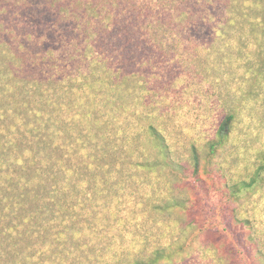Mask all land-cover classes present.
Wrapping results in <instances>:
<instances>
[{
	"label": "rangeland",
	"instance_id": "obj_1",
	"mask_svg": "<svg viewBox=\"0 0 264 264\" xmlns=\"http://www.w3.org/2000/svg\"><path fill=\"white\" fill-rule=\"evenodd\" d=\"M66 1L0 0V264H133L182 242L173 264H264V181L231 195L264 159L260 2L121 0L113 29L97 0ZM150 125L188 164L198 147V175L135 168L159 153ZM171 196L187 208L156 210Z\"/></svg>",
	"mask_w": 264,
	"mask_h": 264
},
{
	"label": "trees",
	"instance_id": "obj_2",
	"mask_svg": "<svg viewBox=\"0 0 264 264\" xmlns=\"http://www.w3.org/2000/svg\"><path fill=\"white\" fill-rule=\"evenodd\" d=\"M258 1L260 2V4H257V7L260 9H264V0ZM66 2H68L70 6H73L74 4V2L71 0ZM189 5H192V10L195 9V4H192V2H190ZM3 7L4 6H2V8ZM2 8L0 9L1 11ZM95 8L98 9L102 15V20H100L99 22H101V24L112 23L114 27L113 29H115V22L124 20V17L126 16L124 10H121L123 8L121 0H97L96 4H94V11L96 10ZM183 11L185 14L187 12L186 8H184ZM260 23L264 25V16L260 20ZM103 29H105V34L97 36L100 35ZM113 29L111 28V30H108V27L103 25L101 29L97 30V35L95 36H97V39L100 40L97 43L99 45H106L110 43L112 37L114 36L113 32H117ZM124 38L125 37L122 35L121 40L123 41ZM133 38L134 37L132 36L131 39L128 40L129 43L133 42ZM235 120L236 116L234 114H229L223 119L218 127L216 138L209 144V154L216 156L227 146L231 137V132ZM149 128L151 137L158 145L159 153H143L142 159L135 161V168L146 173H159L164 169L170 171L175 176H180L183 180L187 178L186 172L189 170V167L194 168L193 175L199 174L198 171L201 163L199 155L200 151L198 147L193 146V155L188 164V161L184 162V160L180 158V156L173 153L172 145L169 144L168 139H166V137L155 125H150ZM262 181H264V159L262 165L257 171V174L253 178H251L250 181L243 182L240 188H238L236 185H233L231 187V195H233L235 198H238L244 192H250L251 190H254L257 186H259V184L262 183ZM187 202L188 201L185 199L171 196V198L166 201H162L159 205L155 206V208L159 212L162 211L163 213H172L175 209H186ZM184 245V242H182L177 250H174L173 248H160L146 259H137L133 264H173L175 263L177 257L181 256L184 252L187 251L186 249H184ZM254 258L264 263V252H262V250H259L258 256H255Z\"/></svg>",
	"mask_w": 264,
	"mask_h": 264
}]
</instances>
